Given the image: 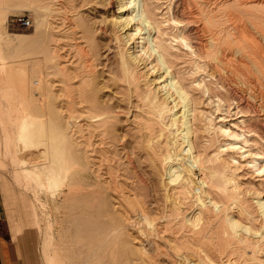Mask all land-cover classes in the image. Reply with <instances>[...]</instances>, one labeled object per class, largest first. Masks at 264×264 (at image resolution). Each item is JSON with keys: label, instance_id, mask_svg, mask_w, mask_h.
<instances>
[{"label": "bare ground", "instance_id": "bare-ground-1", "mask_svg": "<svg viewBox=\"0 0 264 264\" xmlns=\"http://www.w3.org/2000/svg\"><path fill=\"white\" fill-rule=\"evenodd\" d=\"M159 1H20L40 25L57 12L63 30L50 49L61 122L27 134L22 151L38 138L52 154L48 180L70 170L119 192L136 264H264L263 190L236 173L246 159L264 175V152L246 148L264 140V0H233L222 14L225 0ZM30 35L17 50L31 51ZM31 116L22 123L44 131ZM210 132L229 139L213 155Z\"/></svg>", "mask_w": 264, "mask_h": 264}, {"label": "rangeland", "instance_id": "rangeland-1", "mask_svg": "<svg viewBox=\"0 0 264 264\" xmlns=\"http://www.w3.org/2000/svg\"><path fill=\"white\" fill-rule=\"evenodd\" d=\"M20 1L0 0V12L4 14L0 17V144L4 145L3 155L9 168L0 170V202L4 215L0 230L5 232V225L8 227L22 264H136L131 225L119 217L118 209L126 207L119 192L107 187L102 179H81L70 170L64 178L63 172H59L48 180L52 154L50 149H42L38 138L35 139V147H28V152L22 151L21 145L27 134L50 135L51 120L56 124L61 122L56 108L60 102L56 91L58 87L50 84V81L57 82L60 76L55 71V59L50 49L55 45L60 46L63 30L56 31L52 27L59 19L57 12L48 14L47 21L51 24L40 25L36 12L19 6ZM52 4L51 9L54 8ZM231 4L233 0H225L218 11L222 14L233 10ZM22 14L29 17L30 24L27 27L11 22V18ZM15 33H27L36 38L31 43V51L26 47L17 50L20 41H17ZM10 37L15 39L12 41ZM45 51L47 54H44ZM32 78L39 84L31 85ZM27 86L29 89L25 91L23 87ZM203 108L208 110L209 106L204 104ZM28 112L32 113L34 120L43 122L44 131L35 123H22V116ZM235 117L226 116L225 119L233 121ZM217 120L219 118L214 119ZM210 134L213 135L212 132L204 133V139L211 144L208 154L213 155L217 146L229 142V139L219 134L212 137ZM246 148L252 152H264V140L258 139L255 143L250 140ZM230 153L229 150L221 151L222 157L226 159ZM241 160L236 173L242 188L251 189L250 192L252 188L262 189L264 194V175H256L246 165V159ZM139 168L141 171L137 169V172L143 174L144 165ZM118 180L122 179L118 177ZM14 188L18 194L16 205L9 192V189L14 191ZM21 191L30 201L29 227L23 225L18 237L13 238L11 221L18 219V216L24 218L21 213V204L24 203ZM248 203L252 205L253 201L248 200ZM131 213L135 211L130 209ZM114 225H122V230L116 236H107L108 229ZM30 231L33 236L28 235ZM29 247L34 250L33 263L30 261Z\"/></svg>", "mask_w": 264, "mask_h": 264}, {"label": "crops", "instance_id": "crops-1", "mask_svg": "<svg viewBox=\"0 0 264 264\" xmlns=\"http://www.w3.org/2000/svg\"><path fill=\"white\" fill-rule=\"evenodd\" d=\"M15 36H17V41L21 42V40L28 36L27 33H15ZM11 40L13 41L15 38L10 37ZM20 82H22L24 84V81H22L20 79ZM24 90L28 91L29 87H23ZM23 98V97H22ZM13 110V108H12ZM3 148L4 145L0 144V170H7L8 168V161L5 159L4 157V152H3ZM15 185V184H14ZM19 190V189H18ZM20 191V190H19ZM9 192L11 193L12 197H13V204L16 205L18 204L17 201V192L14 188V191L12 189H9ZM21 195L23 196L24 200H23V204L22 205V210L21 213L22 215H24V218H22L21 216H18V219H14L13 221H11L12 223V236L13 238H17L18 234L21 232L23 225H27L29 227L28 224V213L30 211V201L28 199V197L21 191ZM3 210H2V205L0 202V221L3 220ZM1 223V222H0ZM1 227V226H0ZM3 227V226H2ZM28 235L33 236L31 231L28 233ZM34 250L33 248L29 247V256H30V261L33 263L34 262ZM0 264H22V258L18 257L16 254V246L15 243L12 242L11 240V235L9 232L8 227L5 225V232L0 230Z\"/></svg>", "mask_w": 264, "mask_h": 264}, {"label": "built area", "instance_id": "built-area-1", "mask_svg": "<svg viewBox=\"0 0 264 264\" xmlns=\"http://www.w3.org/2000/svg\"><path fill=\"white\" fill-rule=\"evenodd\" d=\"M11 22L22 27H27L30 24L29 17L24 14L14 16L11 18Z\"/></svg>", "mask_w": 264, "mask_h": 264}]
</instances>
